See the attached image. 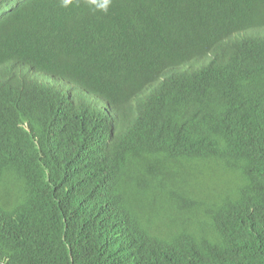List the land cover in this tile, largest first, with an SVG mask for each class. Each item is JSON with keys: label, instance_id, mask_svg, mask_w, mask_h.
<instances>
[{"label": "trees", "instance_id": "1", "mask_svg": "<svg viewBox=\"0 0 264 264\" xmlns=\"http://www.w3.org/2000/svg\"><path fill=\"white\" fill-rule=\"evenodd\" d=\"M3 4L0 264H264V0Z\"/></svg>", "mask_w": 264, "mask_h": 264}, {"label": "clouds", "instance_id": "2", "mask_svg": "<svg viewBox=\"0 0 264 264\" xmlns=\"http://www.w3.org/2000/svg\"><path fill=\"white\" fill-rule=\"evenodd\" d=\"M14 1H16V0H14ZM90 2L92 4H95L96 0H90ZM60 3H61L62 7L67 8L73 3V0H60ZM110 5H111V0H104V11L107 12L110 8ZM7 6H8V4L1 5L0 11L4 7H7ZM0 15H2V13H0ZM11 42L17 46H20V47L29 46L28 43H26V41H24L23 39H21L19 37L12 38ZM11 65H12L11 63H8L7 65L4 66V68H7L8 66H11ZM30 70H31L32 74H34V77L38 80L39 79V78H37L38 72L36 71V69L34 68L33 70L32 69H30ZM16 71H17V74L21 73V70H19V69H16ZM214 71H216V66H213V67H211V66H200V65H197L195 63H183V62H180L179 60H176V61H172L171 64L167 68H165V71L162 73L161 79L169 78L170 80H172L171 79L172 77L177 76L180 79L182 78L184 81L198 80L200 82L205 83L208 76ZM3 72H5V69H0V74ZM42 76L44 78L51 77V76L56 77L55 75H52V74H44ZM66 78H68V77H66ZM69 78H72V80L78 86H80L81 89H83L87 94L93 95L94 96L93 98L101 99L105 103H107V105L109 107H111L112 111H114V113H117L118 116L121 114H127L131 110H135L136 112H138V111H141L143 108L144 99L146 98V95H147L146 91H144V88L147 86V80L142 79L141 77L138 79V82L140 83V86L144 87V88L142 90H140L139 92H137L136 94H133V96L128 100V103L126 104V107L124 109H116V108L114 109L113 106L111 105V102L106 98V96L101 97V96L92 94L91 93L92 89L85 88L87 90L86 91L73 76H71ZM39 81H41V80H38V82ZM69 84H70V81L67 80V84H66V82L64 83V88H61L58 90H60V91L63 90L65 92L69 93L68 92ZM67 86H68V88H67ZM78 103L81 104L80 102H78ZM88 105H92V106L94 105L96 107V105L94 103H90ZM84 107L87 108L88 106H84ZM106 110H108L107 107H105L104 110H99V111L101 114L103 113L102 114L103 116L106 115L105 117L112 116L110 111L107 114L103 112ZM239 173L240 172H238V175H239Z\"/></svg>", "mask_w": 264, "mask_h": 264}, {"label": "bare ground", "instance_id": "3", "mask_svg": "<svg viewBox=\"0 0 264 264\" xmlns=\"http://www.w3.org/2000/svg\"><path fill=\"white\" fill-rule=\"evenodd\" d=\"M32 66H33V63L31 62L30 63V66H29V68L30 69H34V68H32ZM2 69H6V68H4V67H2ZM36 71L38 72V76H37V78H39V77H41L42 75H44V73L45 72H43V71H41V69L39 68V67H37L36 68ZM32 76H34V74H31V76L30 77H32ZM46 79H48V78H46ZM54 81L52 82V81H48V82H43V80H41V81H39V83L40 84H38V85H41V84H43V85H45V86H51L52 88H50V89H52V90H54V89H56L57 87H58V82H57V80L55 79V78H52ZM38 80H40V78L38 79ZM71 82V81H70ZM76 84V83H75ZM77 85V84H76ZM53 87H56V88H53ZM77 87L78 88H80L78 85H77ZM58 89H60V88H58ZM80 90H82L81 88H80ZM75 91L74 90H71L70 92H69V94L71 95V97H73L76 101H78V102H80V103H84L85 101H83V99H77L76 97H75V93H74ZM85 94V93H84ZM86 95V94H85ZM87 97H88V99H87V101L89 102V100H91V99H93V95H87ZM97 101H100L101 99H96ZM102 102H104L103 100H101ZM98 104V103H97ZM103 104H105V107H107V109L108 110H106V111H103L104 113H108L109 111L111 112V114H112V116H111V118H114V120L115 121H117L116 119H117V117H116V115L115 116H113V114H115L114 113V111H112V109H111V107H109L108 105H107V103H103ZM93 107L95 108V110L97 111V112H100L94 105H93ZM103 114V113H102ZM105 116L106 115H104V118H105ZM107 118V117H106ZM107 120V119H106ZM111 125H113V124H111ZM113 128V127H112Z\"/></svg>", "mask_w": 264, "mask_h": 264}, {"label": "rangeland", "instance_id": "4", "mask_svg": "<svg viewBox=\"0 0 264 264\" xmlns=\"http://www.w3.org/2000/svg\"><path fill=\"white\" fill-rule=\"evenodd\" d=\"M5 8V7H4ZM3 8V9H4ZM40 78V80H43V81H46V82H48V81H50V80H53L52 78H54V77H46V78H48V79H46V78H44L43 76H41V77H39ZM58 85V84H57ZM59 88H61V86L59 87ZM63 88H64V83H63ZM67 88H68V86H67ZM69 89H71V90H74L75 92V97L78 99H84V100H87L88 99V97H87V95H85L84 94V92L82 91V90H80V88H78L77 87V85L74 83V82H70V84H69V88H68V90ZM89 103H94L95 105H96V107L99 109V110H104L105 109V104H103L104 102H102L101 100L100 101H97L95 98H93V99H91V100H89ZM98 103V104H97Z\"/></svg>", "mask_w": 264, "mask_h": 264}]
</instances>
